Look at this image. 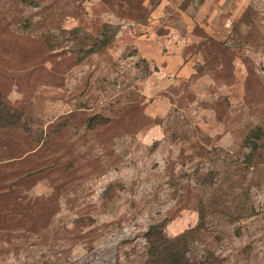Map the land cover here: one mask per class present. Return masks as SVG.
Segmentation results:
<instances>
[{
	"label": "rangeland",
	"instance_id": "obj_1",
	"mask_svg": "<svg viewBox=\"0 0 264 264\" xmlns=\"http://www.w3.org/2000/svg\"><path fill=\"white\" fill-rule=\"evenodd\" d=\"M180 235L264 264V0H0V264Z\"/></svg>",
	"mask_w": 264,
	"mask_h": 264
},
{
	"label": "trees",
	"instance_id": "obj_2",
	"mask_svg": "<svg viewBox=\"0 0 264 264\" xmlns=\"http://www.w3.org/2000/svg\"><path fill=\"white\" fill-rule=\"evenodd\" d=\"M183 238L184 235H180L173 239H163L161 240V248L159 247V244H156L155 241L149 239L151 241V252H149V255L154 258V256L157 255V250L161 249L164 257L161 264H185V251L182 247L179 246L177 242L179 240H182Z\"/></svg>",
	"mask_w": 264,
	"mask_h": 264
}]
</instances>
